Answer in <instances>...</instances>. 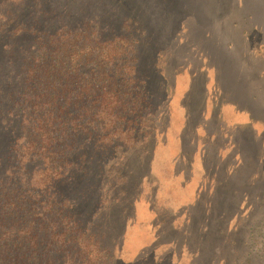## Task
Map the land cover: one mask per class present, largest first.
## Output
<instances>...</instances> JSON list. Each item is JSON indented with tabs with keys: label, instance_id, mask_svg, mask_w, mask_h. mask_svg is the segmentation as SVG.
<instances>
[{
	"label": "rangeland",
	"instance_id": "1",
	"mask_svg": "<svg viewBox=\"0 0 264 264\" xmlns=\"http://www.w3.org/2000/svg\"><path fill=\"white\" fill-rule=\"evenodd\" d=\"M4 16L0 179L34 101L38 42L14 28L132 35L154 131L121 148L70 141L85 154L69 186L79 213L104 230L114 264H264V0H0Z\"/></svg>",
	"mask_w": 264,
	"mask_h": 264
},
{
	"label": "trees",
	"instance_id": "2",
	"mask_svg": "<svg viewBox=\"0 0 264 264\" xmlns=\"http://www.w3.org/2000/svg\"><path fill=\"white\" fill-rule=\"evenodd\" d=\"M13 21L2 17L0 35ZM14 30L34 35L38 47L27 65L34 101L25 109L17 164L0 179V264H114L104 230L84 221L69 190L85 157L72 154L70 141L121 148L152 135L153 98L139 72L137 39ZM36 162L38 175L29 168Z\"/></svg>",
	"mask_w": 264,
	"mask_h": 264
}]
</instances>
